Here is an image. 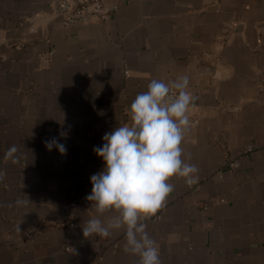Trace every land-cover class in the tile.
<instances>
[{
    "label": "crops",
    "instance_id": "0c3cea01",
    "mask_svg": "<svg viewBox=\"0 0 264 264\" xmlns=\"http://www.w3.org/2000/svg\"><path fill=\"white\" fill-rule=\"evenodd\" d=\"M54 1L0 0V264H138L123 229L83 236L116 214L86 200L104 167L93 148L131 124L151 79L182 74L199 179L170 178L146 230L161 264H264V0H123L68 25Z\"/></svg>",
    "mask_w": 264,
    "mask_h": 264
},
{
    "label": "clouds",
    "instance_id": "9594fccd",
    "mask_svg": "<svg viewBox=\"0 0 264 264\" xmlns=\"http://www.w3.org/2000/svg\"><path fill=\"white\" fill-rule=\"evenodd\" d=\"M194 100L188 75L168 82L153 78L147 91L137 94L130 105L132 123L103 135L102 145L93 152L104 167L90 177L91 192L86 200L94 203L99 214H116L107 222L99 217L85 221V238L94 234L107 238L123 229L125 251L138 256V264H161L159 246L143 221L164 207L174 190L170 178H184L188 185L198 182L199 169L191 157L184 159L182 147L191 128L189 113ZM45 146L49 151L55 147L61 154L67 152L55 137ZM17 152L12 145L5 156L13 158ZM5 174L0 170V179Z\"/></svg>",
    "mask_w": 264,
    "mask_h": 264
},
{
    "label": "built area",
    "instance_id": "2783aa9c",
    "mask_svg": "<svg viewBox=\"0 0 264 264\" xmlns=\"http://www.w3.org/2000/svg\"><path fill=\"white\" fill-rule=\"evenodd\" d=\"M121 1L123 0H113L112 3L108 4L107 0H55L52 7V14L53 17L58 18L63 25L80 21L85 17L107 20ZM250 149L251 147L248 146L247 150ZM227 164L231 167H235L238 165V161L233 158L228 160ZM70 225L71 223L69 226Z\"/></svg>",
    "mask_w": 264,
    "mask_h": 264
}]
</instances>
